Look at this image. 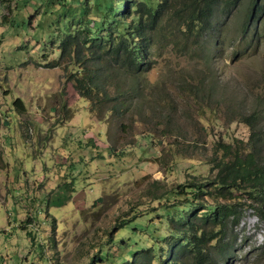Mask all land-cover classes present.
I'll use <instances>...</instances> for the list:
<instances>
[{
    "label": "rangeland",
    "instance_id": "obj_1",
    "mask_svg": "<svg viewBox=\"0 0 264 264\" xmlns=\"http://www.w3.org/2000/svg\"><path fill=\"white\" fill-rule=\"evenodd\" d=\"M17 1L0 0V264H88L107 230L152 215L154 195L213 178L220 144H248L252 133L264 161V10L246 32L247 0L212 36L171 26L128 110L114 115L110 104L91 110L60 58L70 17L50 0ZM234 233L228 264H264L252 209Z\"/></svg>",
    "mask_w": 264,
    "mask_h": 264
},
{
    "label": "trees",
    "instance_id": "obj_2",
    "mask_svg": "<svg viewBox=\"0 0 264 264\" xmlns=\"http://www.w3.org/2000/svg\"><path fill=\"white\" fill-rule=\"evenodd\" d=\"M61 1L50 0L70 17L57 47L60 58L74 67L69 71L73 86L91 102V110L98 109L100 103L110 104L107 110L114 115L124 114L138 92L136 79L152 64L156 37L167 35L171 26L197 38L200 34L212 36L216 22L241 2ZM247 1L250 5L242 21L243 32L264 10V0ZM16 3L13 14L21 10L22 3ZM123 77L130 80L128 87L121 85ZM15 105L21 108L22 101L17 99ZM252 118L248 115L243 120L251 126ZM251 128L254 132V126ZM249 140L248 144L240 141L218 146L221 154L215 158L213 178L193 177L154 195L157 203L144 223L138 219L143 215L140 212L107 230L105 245L88 264H228L237 244L234 229L243 212L252 209L264 222V161L259 138L251 133Z\"/></svg>",
    "mask_w": 264,
    "mask_h": 264
}]
</instances>
